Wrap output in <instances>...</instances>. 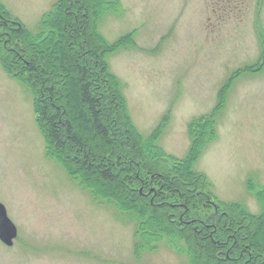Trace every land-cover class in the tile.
Here are the masks:
<instances>
[{"label":"rangeland","instance_id":"obj_1","mask_svg":"<svg viewBox=\"0 0 264 264\" xmlns=\"http://www.w3.org/2000/svg\"><path fill=\"white\" fill-rule=\"evenodd\" d=\"M58 2L0 0V13L31 34L43 25L49 36L68 34L75 22L66 29ZM95 4L110 12L97 14L94 26L126 103L130 127L120 123L121 144L150 139L182 160L193 149L190 122L214 110L218 135L190 168L200 173L194 191L210 194L208 214L220 203L231 215L235 206L244 217L245 208L264 215V0ZM74 34L84 57V32ZM15 69L0 47V202L19 229L13 246L0 241V264H192L187 234L136 249L134 224L124 218L130 210L113 206L47 151L33 89L38 79ZM189 212L209 227L218 222L198 208Z\"/></svg>","mask_w":264,"mask_h":264},{"label":"trees","instance_id":"obj_2","mask_svg":"<svg viewBox=\"0 0 264 264\" xmlns=\"http://www.w3.org/2000/svg\"><path fill=\"white\" fill-rule=\"evenodd\" d=\"M95 1L59 0L58 18L62 14L66 29L75 23H71L68 34L54 32L53 36L47 34L49 25L31 34L24 27L3 21L0 13V29L5 36L0 37V47L10 66L38 79L33 89L47 151L53 150L96 193L114 200L113 206L130 210L124 218L134 224L136 249L149 248L163 241L166 234L171 236L167 242L187 234L192 264H264V215L255 216L245 208L244 217V211L238 212L236 206L231 215L220 203L218 210L208 214L210 194L204 193V187L201 192L194 191V181L199 178L195 174L200 173L190 168L218 135L214 110L190 122L193 149L182 160L167 156L150 139L132 141L130 146L121 144V127L127 126L128 114L121 84L116 86L109 77L113 75L106 61L109 49H100L94 23L103 7L100 9ZM107 10L103 16L110 13ZM75 29L84 32V57L79 53L82 48ZM107 88L115 92V99L108 98ZM130 177L136 182L134 186ZM188 188L183 202L182 193ZM167 205L181 209L168 211ZM197 208L210 221L217 219V224L209 227L203 220H193L189 211Z\"/></svg>","mask_w":264,"mask_h":264},{"label":"water","instance_id":"obj_3","mask_svg":"<svg viewBox=\"0 0 264 264\" xmlns=\"http://www.w3.org/2000/svg\"><path fill=\"white\" fill-rule=\"evenodd\" d=\"M16 235V226L8 217L6 207L0 202V237L8 244H12Z\"/></svg>","mask_w":264,"mask_h":264},{"label":"flooded vegetation","instance_id":"obj_4","mask_svg":"<svg viewBox=\"0 0 264 264\" xmlns=\"http://www.w3.org/2000/svg\"><path fill=\"white\" fill-rule=\"evenodd\" d=\"M233 1H248V0H233ZM7 214H8V212H7ZM9 216V215H8ZM12 220V219H11ZM13 221V220H12ZM15 224V223H14ZM15 226H16V224H15ZM18 237H19V229H18V227L16 226V235H15V237L13 238V241H12V244H8V243H6L4 240H2L1 239V237H0V241L2 242V243H4L6 246H13V244L16 242V240L18 239Z\"/></svg>","mask_w":264,"mask_h":264}]
</instances>
